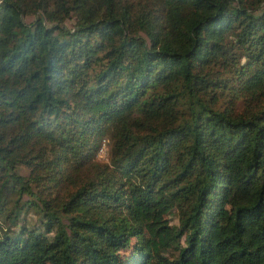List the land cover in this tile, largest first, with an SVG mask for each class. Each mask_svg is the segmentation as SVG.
Segmentation results:
<instances>
[{
    "label": "trees",
    "instance_id": "1",
    "mask_svg": "<svg viewBox=\"0 0 264 264\" xmlns=\"http://www.w3.org/2000/svg\"><path fill=\"white\" fill-rule=\"evenodd\" d=\"M0 264H264V0H0Z\"/></svg>",
    "mask_w": 264,
    "mask_h": 264
},
{
    "label": "rangeland",
    "instance_id": "2",
    "mask_svg": "<svg viewBox=\"0 0 264 264\" xmlns=\"http://www.w3.org/2000/svg\"><path fill=\"white\" fill-rule=\"evenodd\" d=\"M99 156L102 157V158H105L106 157V145H102L100 148H99ZM170 219L172 222H175L176 221V217L174 215L170 216Z\"/></svg>",
    "mask_w": 264,
    "mask_h": 264
}]
</instances>
